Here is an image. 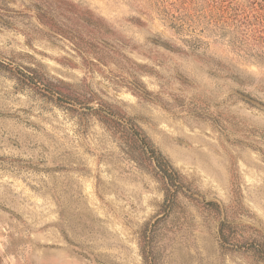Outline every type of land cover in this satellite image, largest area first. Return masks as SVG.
Listing matches in <instances>:
<instances>
[{
    "label": "rangeland",
    "instance_id": "1",
    "mask_svg": "<svg viewBox=\"0 0 264 264\" xmlns=\"http://www.w3.org/2000/svg\"><path fill=\"white\" fill-rule=\"evenodd\" d=\"M258 51L264 0H0V264H264L222 247L203 203L230 205L236 240L264 231ZM97 109L193 195L166 201Z\"/></svg>",
    "mask_w": 264,
    "mask_h": 264
},
{
    "label": "trees",
    "instance_id": "2",
    "mask_svg": "<svg viewBox=\"0 0 264 264\" xmlns=\"http://www.w3.org/2000/svg\"><path fill=\"white\" fill-rule=\"evenodd\" d=\"M251 17L259 19L262 24V18L257 14L242 15L239 12H233V26L240 30H252L253 23ZM258 26V25H257ZM253 30V33L261 28ZM261 59L258 61L264 66L262 60V51H258ZM97 112H103L104 120L111 123L119 133L120 138L129 149L132 159L139 160L141 164L150 168L163 182L165 188V200L173 203L174 198L179 192H188L193 195L189 187L183 180L182 174L170 163L166 156L156 147L151 138L145 131L129 116H126L111 109H97ZM207 209L218 213L221 217L218 226V237L221 246L227 249L244 248L246 252L251 253L255 258L264 262V231L258 230V235L252 239L243 241L236 240V224L228 216L229 206H222L214 200L203 202Z\"/></svg>",
    "mask_w": 264,
    "mask_h": 264
}]
</instances>
